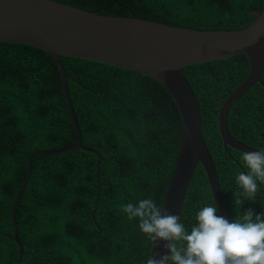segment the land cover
<instances>
[{
	"label": "trees",
	"instance_id": "16d2710c",
	"mask_svg": "<svg viewBox=\"0 0 264 264\" xmlns=\"http://www.w3.org/2000/svg\"><path fill=\"white\" fill-rule=\"evenodd\" d=\"M108 17H132L197 30H239L264 9V0H54ZM82 146L38 157L14 217L23 255L11 240L10 211L38 152L74 141L58 71L44 52L0 43V264H145L152 241L121 210L151 198L161 208L176 162L182 122L160 87L60 57ZM246 62L187 67L198 103L201 133L220 185L227 219L236 217L235 176L246 171L240 152L223 147L217 117L225 99L245 80ZM256 84L231 107L227 129L237 141L264 149V68ZM214 206L205 173L196 166L180 220L196 223ZM264 213V185L240 212Z\"/></svg>",
	"mask_w": 264,
	"mask_h": 264
},
{
	"label": "water",
	"instance_id": "95a60500",
	"mask_svg": "<svg viewBox=\"0 0 264 264\" xmlns=\"http://www.w3.org/2000/svg\"><path fill=\"white\" fill-rule=\"evenodd\" d=\"M239 30H197L173 27L132 17H108L90 13L54 0H0V43L46 53L55 63L68 112L73 143L66 149L38 152L27 161L25 176L10 211L11 240L22 245L15 223V207L26 185L33 159L84 151L70 102L60 57L163 88L179 112L182 131L176 162L167 185L162 213L180 215L197 165L205 173L218 214H226L215 168L201 133V118L195 95L184 76L187 67L249 62L243 83L222 103L218 133L223 147L237 152L257 151L235 140L227 129L233 104L256 84L264 68V9ZM162 242L152 241L150 256L164 252Z\"/></svg>",
	"mask_w": 264,
	"mask_h": 264
},
{
	"label": "clouds",
	"instance_id": "9594fccd",
	"mask_svg": "<svg viewBox=\"0 0 264 264\" xmlns=\"http://www.w3.org/2000/svg\"><path fill=\"white\" fill-rule=\"evenodd\" d=\"M240 163L246 171L235 176L233 220L219 215L216 205H206L188 230L179 216L162 213L151 198L122 205L127 219H138L140 231L165 249L145 264H264V213L240 212L245 201L255 202L259 185H264V149L241 153Z\"/></svg>",
	"mask_w": 264,
	"mask_h": 264
}]
</instances>
